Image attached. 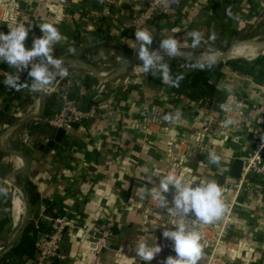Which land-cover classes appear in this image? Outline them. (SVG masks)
<instances>
[{"label": "crops", "instance_id": "crops-1", "mask_svg": "<svg viewBox=\"0 0 264 264\" xmlns=\"http://www.w3.org/2000/svg\"><path fill=\"white\" fill-rule=\"evenodd\" d=\"M127 1L134 2L135 11L146 4V0H0V24H6L9 28L6 20L12 19L28 27L29 34L24 42L27 48L32 46L34 38L43 34L38 23L49 22L58 28L61 40L55 44L58 47L53 50V55L67 57L64 66L69 73L62 78V82L75 77V87L70 86L69 92L74 91L75 101L82 104L83 93L87 92L82 84V74H89L93 80L94 98L99 101L103 111L101 118L78 123L48 152L41 150L40 146L49 139L52 129L33 123V119L26 128L21 129L25 123L10 128L18 121L14 120L15 113L7 112L2 116L0 133L9 129L0 134V185L7 195L9 187L12 188V221L7 223L0 215V257L7 251H1V248L23 229L26 201L17 187H24L23 180L29 177L38 183L44 197L58 202V207L64 210L61 215L70 220L64 230L58 255L51 264H147L135 256L134 247L141 239L153 240L161 245V252L154 256L150 264H163L165 257L175 254L171 241L162 237L163 227L167 226V215L158 207L157 201L147 195L140 199L139 194L158 187L160 177L153 176V172H167L174 161L169 142L176 136L192 135L206 128L207 137H214L209 151L219 156L220 160L219 163H211L208 158L210 153L207 152L196 163L200 173L210 177L204 178L221 185L218 174L229 172L234 154L249 146L253 140L252 133L246 132L239 142V149L232 144V140L217 136L219 121L212 117L205 119L204 110L194 102H180L178 118L173 127L170 120L163 119L167 115L163 108L170 98L168 85L163 84L158 75L152 72L144 74L138 67L134 68L141 61L137 53H129L124 37L117 33V29L129 20L125 17L127 11L123 6ZM247 2L249 7L246 6ZM239 3L240 8L217 16L233 23L235 34L248 23L247 20H251L253 27L258 25L260 15L264 14V0H239ZM71 9L74 12L71 13ZM179 9L183 11L179 20H176V13H162L161 18L145 27L154 36L151 49L163 51L159 48L161 34L174 36L181 42L180 54L175 57L165 55L166 62L176 59L179 67L192 71L193 62L206 61V55L216 54L215 59L226 60L239 56L252 58L264 51V39L253 41L249 46L236 42L233 35L228 48L223 50L226 56L221 57L222 50L215 53L204 41V36L212 32H206L211 27L209 0H182ZM98 28L112 35L105 37L104 33L101 35L98 32ZM193 30L202 33V40L195 48L187 36ZM0 32L4 31L0 29ZM69 46L75 51L66 52ZM234 47H239L238 52L228 56L227 52ZM128 59L133 60L127 64ZM27 69H12V72L21 75ZM228 73L234 87L229 92L224 90L227 95L243 96L252 106L247 92L250 90L254 93L248 128L259 127L264 112V84H257L252 76L231 69ZM126 78L128 82H125ZM129 84L134 87L126 94L125 86ZM111 88H114L112 94L104 97L102 92ZM59 106L57 93L47 95L43 103L40 97L35 104L36 109L41 108V113L56 111ZM234 110L232 112L236 113ZM41 206L43 208L44 205ZM42 214L51 218L57 216L43 212L40 218ZM214 222L220 224L223 220L219 218ZM84 225L88 226V231L83 228ZM230 225L223 245L215 254L203 248L199 264H264L262 194L253 191L239 195L231 208ZM107 229H110V233L105 246L97 252L96 238ZM114 229L116 235L110 239ZM0 264H4L1 259Z\"/></svg>", "mask_w": 264, "mask_h": 264}, {"label": "clouds", "instance_id": "clouds-1", "mask_svg": "<svg viewBox=\"0 0 264 264\" xmlns=\"http://www.w3.org/2000/svg\"><path fill=\"white\" fill-rule=\"evenodd\" d=\"M8 22L9 31L0 32V60L6 62L10 68L22 70L28 68V76L31 82H21L17 72L5 75L0 81L6 87L19 91L22 88L30 87L33 92L46 91L48 86L57 78L68 76V69L64 66L61 57L53 55L54 45L61 40V33L58 28L49 22L38 23L41 36L32 41V46H25V39L29 34V28L12 19ZM159 48L163 50L151 49L153 34L147 29L135 31L134 43H130L141 61L134 68H139L144 74L152 72L158 75L163 84L170 87H179L183 75L173 77L169 64L164 60V56L175 57L180 54L181 42L174 36L163 34ZM191 38V46L197 47L202 40V33L193 30L187 33ZM69 52L75 49L69 48ZM210 65L215 57L204 58ZM30 66V68H29ZM193 67L203 68L204 62H197ZM224 107L223 105L221 106ZM173 117L165 115L163 119L170 120ZM233 121H225L231 124ZM211 163H219L220 157L209 154ZM153 176H159L158 187H153L150 192L139 194L140 199L147 195L152 200L158 202V207L163 209L167 215V226L163 227L162 237L172 243L174 255L164 258L163 264H199L202 258L204 241L197 225H208L218 220L226 211V204L223 199L221 186L214 180H195L189 173L180 172L175 169L168 172L154 171ZM173 190L171 201L167 194ZM191 217V218H190ZM135 256L140 260L150 262L154 256L161 252L162 247L153 240L141 239L134 247Z\"/></svg>", "mask_w": 264, "mask_h": 264}, {"label": "built area", "instance_id": "built-area-1", "mask_svg": "<svg viewBox=\"0 0 264 264\" xmlns=\"http://www.w3.org/2000/svg\"><path fill=\"white\" fill-rule=\"evenodd\" d=\"M181 1L182 0H146V4L137 9L132 17L117 29L118 36H123L127 46L132 48L129 44H135L136 30L144 29L146 23L154 22L155 18L162 13L174 15L180 7ZM165 2L167 4H165ZM246 6L249 7L248 2ZM138 46V44H135V47ZM132 51H134L133 48ZM28 79L31 81L32 78L29 77ZM62 80V78L57 79L55 90L60 100L59 108L50 113H41L39 116L35 117V119H37L35 120V124L50 129L61 127L65 129V135H68L73 130L72 123L76 122L82 124L90 120L101 118L103 111L98 103L91 105L89 109H84L82 108V104L77 103L75 99L69 100V87H75L73 81L76 79L72 77L70 80H67L66 83L62 82ZM125 82H128L127 78ZM0 100H2V96ZM222 105L224 106L223 108L221 107ZM246 105H249L247 103V98L229 94L224 100H216L215 108L211 109L213 114L209 116V118L212 117L219 121L220 128L219 134L216 133L217 136L240 142L244 139V134L249 131L252 133L253 139L251 144L243 149L242 158L244 160V166L241 177L238 179L232 178L229 176V172H227L225 181L220 185L226 204V211L220 217L223 222L220 224L213 222L208 225L199 224V222H197L204 241L203 248L208 249L210 254H215L219 247L225 242L226 232L231 228V208L236 204L238 196L242 193L257 191L264 197V112L262 115V124L259 127L249 130V112ZM25 108V106L18 107L15 115L26 117L31 109ZM234 109L237 111L236 113L232 112ZM204 117L206 119L207 115ZM225 121H233V123L226 125ZM207 134L206 128H201L192 135L176 136V138H173V140L169 142V145L173 153L174 161L168 171L175 169L178 174L180 172L189 173L197 181H208L195 172L194 169L184 161L190 154L204 156L207 152L211 153L209 148H211L213 144L214 137L209 138ZM238 153L239 152L234 154L233 159ZM172 194L173 190L170 189L167 194L169 201H171ZM161 210L166 213L163 209ZM41 218L42 222L45 223L46 231H40L37 234L34 259L24 263V261L19 258L10 257L7 259L9 264H51V261L57 257L64 230L67 225L70 224V220L65 215H58L51 218L47 214H42ZM83 228L88 231L87 225H84ZM109 233L110 229H107L100 237L96 238L97 252H100L105 246Z\"/></svg>", "mask_w": 264, "mask_h": 264}, {"label": "trees", "instance_id": "trees-1", "mask_svg": "<svg viewBox=\"0 0 264 264\" xmlns=\"http://www.w3.org/2000/svg\"><path fill=\"white\" fill-rule=\"evenodd\" d=\"M127 11L125 17L130 19L135 12L134 2L127 1L123 5ZM209 6L212 9V13L209 16V22L211 23V27H208L207 31H212L209 34H206L204 38L206 40L205 44L208 47L213 48L214 51L224 50L231 38L235 34L233 30L235 26L233 23L226 22L223 19H220L218 14L225 13L230 9H238L241 4L239 0H209ZM71 13L74 12L73 9L70 10ZM176 20H179L183 16L182 9H177L176 11ZM163 15H159L155 18L154 21L161 18ZM153 23V22H152ZM0 29H2L5 33H7L10 29L6 24H0ZM78 33V28L76 30ZM98 32L103 35L104 31L101 28H98ZM113 32H115L113 30ZM112 34H105V37H109ZM103 36V37H104ZM77 38V35L75 36ZM74 37V39H75ZM58 46L54 45V49ZM72 48L69 46L66 48V52H69L68 49ZM129 48V47H128ZM53 49V50H54ZM74 49V48H73ZM129 53L132 52V48L127 49ZM65 52V53H66ZM197 62H204L205 67L199 68L194 67L192 71H185L182 67H179L176 63V59H169L167 63L169 64L170 71L175 77L176 75H183V79L180 80L179 87H170L168 86V92L170 93V98L167 99L166 104L164 106V112L173 117L170 119V125L173 127L174 121L178 118V110L177 107L182 101L194 102L198 108H202L204 113L207 115V118L213 114L211 111L212 108H215L216 100H224L227 96L226 92L231 91L234 87L231 80H229L228 71L231 69L240 74H247L253 77V80L257 84H264V51H261L257 56L248 58V57H235L229 58L226 60L215 59L210 65L207 61H194L193 64ZM28 71L20 76L21 82L27 81L30 84V80L28 79ZM12 68L6 63H0V81L4 79L5 75L11 74ZM83 75V85L87 92L83 93V102L82 108L89 109L93 104H100L98 100H96L95 92L92 91V78L89 74ZM229 77V78H228ZM134 85L129 84L125 86L126 94L130 93ZM28 88H22L19 91H16L12 88L6 87L3 83H0V97L2 96V108L0 110V123L2 116L9 112L15 113L18 107H24L29 101ZM90 89V91H88ZM239 89V88H238ZM225 90V91H224ZM114 88H111L107 92H102L104 97H107L112 94ZM247 96L250 98L252 102V106L249 104L246 106L249 112V116L251 115L250 109L253 108L254 105V93L250 90L247 92ZM48 113V111H45ZM174 132V130H172ZM226 139V137H225ZM227 140H229L227 138ZM201 155L191 154L190 158H185V162H189L190 165L193 166L195 171L202 177L210 178L208 175L202 174L199 171L196 162L201 161ZM186 162V163H187ZM196 163V164H195ZM227 172L219 173V183H223L225 181ZM23 185L26 189V192L29 197V202L31 205V216L29 221L23 231V235L20 240L12 246L9 250L5 252V254L0 257L4 264L8 263V258L16 257L20 260H23L24 263L34 259L36 253V237L40 231H46L45 223L42 222L40 218V213L50 212L52 215H61L64 210L58 207V202L55 200H51L48 197H44L40 190L38 183L29 177H25L23 180ZM41 205H44L43 208ZM11 208L12 202L11 197L7 195V193L2 190V186L0 185V215L3 217L1 219L5 220L7 223H11ZM0 223L1 220H0Z\"/></svg>", "mask_w": 264, "mask_h": 264}, {"label": "water", "instance_id": "water-1", "mask_svg": "<svg viewBox=\"0 0 264 264\" xmlns=\"http://www.w3.org/2000/svg\"><path fill=\"white\" fill-rule=\"evenodd\" d=\"M182 7V6H181ZM183 8V7H182ZM221 57L225 56L224 52H221L220 54ZM81 58V56H80ZM63 61H65L67 59V57L62 58ZM82 61H84L83 59H81ZM133 59H128L126 60V63L129 64L132 62ZM84 63V62H83ZM46 91H42V95H41V99H42V103L44 102L45 98H46ZM68 98L69 100H74L75 99V92L74 91H70L68 93ZM41 114V108L38 110V112L33 113L31 116H28L26 118L20 119L17 122H15L11 127L17 126L19 124L22 123H26L31 121L33 118H35L36 116H39ZM73 127H77L78 123H72ZM9 128H6L4 130L1 131L0 134H2L5 130H8ZM65 129L61 128V127H54L52 129V133L49 137L48 140L44 141L42 143V145L40 146V149L43 150L44 152H48L50 149L54 148V146L56 145V143H59L63 140L64 136H65ZM232 144L237 147V148H241V144H239V142L237 141H232ZM7 153L10 154H16L18 156H24L22 154H19L17 152H13V151H8L5 150ZM243 156V150H240V152L238 153V155L232 160L230 168H229V176L235 179H238L241 177L242 175V171H243V166H244V160L242 158ZM27 166L24 168V170L22 172H24L26 170ZM21 172V173H22ZM19 189V191L23 194L25 201H26V214H25V223L23 226V229L21 230V232L19 233V235L13 239L9 244H7L6 246H4L3 248H1V251H6L9 248H11L12 246H14L21 238V236L23 235V231H24V227L26 225L27 220L29 219V215H30V202H29V197L28 194L26 192V189L23 186H18L17 187ZM116 235V229L113 230L112 235L110 236V239H113V236ZM109 240V239H108Z\"/></svg>", "mask_w": 264, "mask_h": 264}, {"label": "rangeland", "instance_id": "rangeland-1", "mask_svg": "<svg viewBox=\"0 0 264 264\" xmlns=\"http://www.w3.org/2000/svg\"><path fill=\"white\" fill-rule=\"evenodd\" d=\"M261 13V12H260ZM260 15V14H258ZM260 19L259 22H258V25H256L255 27L252 26V22L251 20H247L248 23H245L242 28L240 30H237L236 31V34H234L236 36V42L238 43H242V45L244 44H248L249 46H251L254 42L256 41H262L264 38V14H261L260 15ZM152 22H148L146 23L145 27L148 25V24H151ZM250 24V25H249ZM145 29V28H144ZM249 40H252V41H249ZM245 41H249V42H245ZM254 41V42H253ZM245 42V43H243ZM228 48V47H227ZM226 48V49H227ZM221 51V50H220ZM223 51V50H222ZM133 53H136V51H132ZM217 51H215L216 53ZM219 53V52H217ZM96 63V62H95ZM57 79L56 78L47 88V92H46V96L49 95V94H56L55 90H56V83H57ZM29 101L28 103L26 104V108L25 109H31V111L29 112V114L27 116H31L33 113L35 112H38V108L35 109V105L36 102L40 99L41 95H42V91L40 92H33L30 90L29 88ZM2 103V100H0V104ZM1 110V109H0ZM31 113V114H30ZM26 116V117H27ZM26 117H23L21 115H17L14 117V120H20V119H23V118H26ZM37 117V116H36ZM33 123L36 122L35 120L37 119H34L33 118ZM27 123V124H26ZM24 125V127H21V129L23 128H26V126L28 124H31L32 123V120L30 123L26 122ZM28 127V126H27ZM8 196L11 197L12 196V188L9 187V190H8ZM11 194V195H10Z\"/></svg>", "mask_w": 264, "mask_h": 264}, {"label": "bare ground", "instance_id": "bare-ground-1", "mask_svg": "<svg viewBox=\"0 0 264 264\" xmlns=\"http://www.w3.org/2000/svg\"><path fill=\"white\" fill-rule=\"evenodd\" d=\"M258 45V44H257ZM238 50H239V47H234V49L233 50H230V51H228L227 52V55L228 56H232V55H234V54H236L237 52H238ZM161 52V51H160ZM163 52V51H162ZM198 52V51H197ZM212 52V51H211ZM224 52V51H223ZM212 53H214V52H212ZM194 55V54H193ZM208 56H214L215 58H216V54L215 55H206V56H204V58H206V57H208ZM226 56V55H225ZM218 57H219V55H218ZM35 105V104H34ZM36 109V108H35ZM31 114V113H30Z\"/></svg>", "mask_w": 264, "mask_h": 264}]
</instances>
